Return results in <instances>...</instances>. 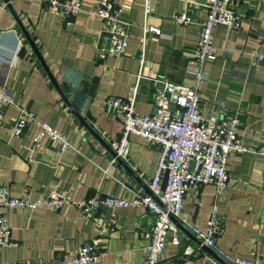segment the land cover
Listing matches in <instances>:
<instances>
[{
    "label": "crops",
    "instance_id": "0c3cea01",
    "mask_svg": "<svg viewBox=\"0 0 264 264\" xmlns=\"http://www.w3.org/2000/svg\"><path fill=\"white\" fill-rule=\"evenodd\" d=\"M98 1L81 0L82 10L74 24L68 26L46 0H9L16 15L0 0V86L18 105L66 135L70 143L64 152L46 137L34 145V126L16 137L9 123L16 118L17 109L4 106L0 185L12 196L23 195L26 189L34 197L54 190L77 199L96 192L115 196H129L132 190L147 193L158 153L142 137L132 135L124 161L136 179L117 162L110 163L111 154L99 138L110 144L120 135L122 125L105 101L109 96H124L136 84L135 108L149 114L153 111L152 97L158 86L155 77L159 74L174 83L191 85L194 73L189 68L190 54L198 39L199 22L205 17L206 0H151L149 15L144 13V0H115L123 7L120 17L129 23L130 37L123 55L105 59H99L96 50L108 45L107 36L102 35L101 23L87 14V9ZM232 6L244 14L241 27L214 28L217 57L205 63L208 75L199 89L201 109L206 117L238 112L239 143L261 147L264 60L257 61L253 54L264 51V3L232 0ZM181 11L188 12L192 23L178 24L173 20ZM146 25L159 27L161 33L147 31ZM141 53L143 64L139 60ZM55 84L69 100L84 93L79 112L99 138L71 112ZM226 168L232 185L221 193L212 184L187 191L180 219L203 227L215 204L225 221L216 249L228 259L260 257L264 262L263 158L232 152ZM112 214L115 227L109 230L106 223ZM5 215L16 245L0 248V264H68L77 248L93 238L101 243L104 255L88 264L146 262L145 247L149 244L153 215L142 206L101 209L92 216L68 205L59 211L41 207L33 211L9 210ZM177 234L183 236L184 244L166 242L160 264H216L204 249L184 255L186 245L196 249L198 243L178 227Z\"/></svg>",
    "mask_w": 264,
    "mask_h": 264
},
{
    "label": "built area",
    "instance_id": "2783aa9c",
    "mask_svg": "<svg viewBox=\"0 0 264 264\" xmlns=\"http://www.w3.org/2000/svg\"><path fill=\"white\" fill-rule=\"evenodd\" d=\"M50 9L60 13L64 25L72 26L74 19L82 10L81 0H46ZM264 3V0H260ZM205 17L199 22L198 39L195 49L190 54L189 68L194 73L193 83L183 84L170 81L165 74L155 77L158 83L152 97L153 111L142 114L135 108L137 85H131L124 96H109L106 105L119 118L122 129L119 142H113L116 157L125 160L131 143L130 137H142L148 146L158 153V161L154 173L148 181V193L139 194L130 191L129 196L104 195L99 192L85 198H70L58 191H50L46 195L34 197L29 189L23 195L12 196L0 185V248L13 246L16 242L11 236V228L5 211L22 209L33 211L48 207L59 211L63 206H73L85 216H92L101 209H117L130 206H142L153 215L149 229V244L145 247V264H160L161 255L166 242L180 244L177 227L171 217H175L183 227L198 239L197 248L190 245L183 248L184 255H191L209 247L232 264H264L260 257L251 259L235 257L228 259L216 249V241L225 231V221L217 213L214 204L210 216L203 227L188 224L180 219L183 199L187 191L199 190L203 185H214L217 193H221L233 183L226 163L229 153L248 152L263 158L261 177L264 180V146H244L239 143L238 131L240 117L238 112L224 114L221 117L204 116L201 109L199 89L207 77L205 63L217 57V47L213 43V32L217 25L229 30H238L244 14L235 10L232 0H206ZM123 7L115 0H99L87 14L101 23L103 33H108V45L96 50L99 59L119 57L124 54L130 37L129 23L120 17ZM152 10L151 0H144V13ZM173 20L178 24H190L192 18L187 11L176 13ZM145 29L156 35L161 33L159 27L146 25ZM257 61L264 60V51L253 54ZM140 64L144 63L143 54L139 56ZM13 105L17 116L9 123L16 137L22 136L29 126L36 128L33 137L34 145H39L46 137L60 152L66 151L70 143L62 132L48 123L37 119L25 107L18 105L8 90L0 86V126L4 125L3 107ZM104 172L107 173L105 170ZM166 177L165 187L162 188ZM106 226L109 230L115 227L114 214L110 216ZM104 255L101 243L90 239L82 243L68 264H88L97 261Z\"/></svg>",
    "mask_w": 264,
    "mask_h": 264
},
{
    "label": "water",
    "instance_id": "95a60500",
    "mask_svg": "<svg viewBox=\"0 0 264 264\" xmlns=\"http://www.w3.org/2000/svg\"><path fill=\"white\" fill-rule=\"evenodd\" d=\"M3 2L6 4V6L10 9V11H12V13L14 15L15 12L12 10V7L10 5L9 0H3ZM16 21L18 22V24L20 25L21 23L19 22V20L17 19V17L15 16ZM21 26V25H20ZM26 33V32H25ZM103 36H108V33H102ZM29 44L31 45V47H33L35 49L34 43L31 41L30 37L25 34ZM36 51V49H35ZM51 79L53 80V77L51 76ZM54 82V80H53ZM56 85V84H55ZM56 88L58 89V91L61 94V97L63 98L64 102L66 103V105L69 107V109L71 110L72 113H74L76 115V117L80 120L81 124H84L93 135L96 136L94 129L92 128V126L90 124H88L84 117L81 116L80 114V109L83 106L84 103V99H85V95L84 93L80 92L77 94L76 97H74L72 100H69L65 94L63 93V91L56 85ZM86 116L88 118H90L89 113L87 112ZM97 138H99L98 136H96ZM120 136H118L115 140L111 141L110 144L107 143L106 141H104L103 139L99 138V140L102 142V144L104 145V147L109 151V153L111 154V157H115L116 153L113 149V146H111V144H113V142H119ZM116 162L118 165L122 166L124 170H126L128 173H130V175L136 179V174L133 172V170L125 163V161L123 159H121L120 157H116ZM166 175L163 179V183H162V188L165 187L166 184ZM138 180V179H137ZM149 192L148 188H147V193ZM172 221L175 223V225L181 230L183 231L186 235H188L189 237H191V239H193L194 241H196L197 243L199 242L198 239L189 231L187 230L185 227H183L181 225V223H179V221L175 218V217H171ZM180 238V244L181 246L184 244L183 243V236L179 235ZM203 249L206 253H208L216 262V264H232L230 261H228L227 259L221 257L220 255H218L215 251H213L212 249H210L209 247L203 246Z\"/></svg>",
    "mask_w": 264,
    "mask_h": 264
},
{
    "label": "rangeland",
    "instance_id": "374dc122",
    "mask_svg": "<svg viewBox=\"0 0 264 264\" xmlns=\"http://www.w3.org/2000/svg\"><path fill=\"white\" fill-rule=\"evenodd\" d=\"M180 223V222H179Z\"/></svg>",
    "mask_w": 264,
    "mask_h": 264
}]
</instances>
